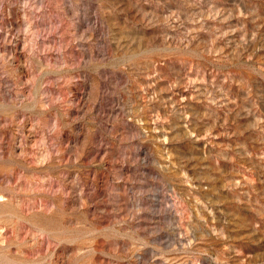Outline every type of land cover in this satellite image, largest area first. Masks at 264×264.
Segmentation results:
<instances>
[{
  "label": "rangeland",
  "instance_id": "rangeland-1",
  "mask_svg": "<svg viewBox=\"0 0 264 264\" xmlns=\"http://www.w3.org/2000/svg\"><path fill=\"white\" fill-rule=\"evenodd\" d=\"M0 264H264V0H0Z\"/></svg>",
  "mask_w": 264,
  "mask_h": 264
}]
</instances>
